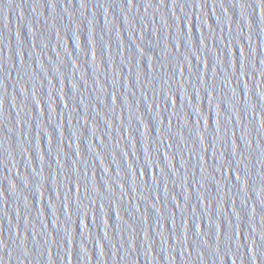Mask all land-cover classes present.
Listing matches in <instances>:
<instances>
[{
    "label": "water",
    "instance_id": "water-1",
    "mask_svg": "<svg viewBox=\"0 0 264 264\" xmlns=\"http://www.w3.org/2000/svg\"><path fill=\"white\" fill-rule=\"evenodd\" d=\"M0 264H264V0H0Z\"/></svg>",
    "mask_w": 264,
    "mask_h": 264
},
{
    "label": "snow or ice",
    "instance_id": "snow-or-ice-1",
    "mask_svg": "<svg viewBox=\"0 0 264 264\" xmlns=\"http://www.w3.org/2000/svg\"><path fill=\"white\" fill-rule=\"evenodd\" d=\"M129 3H131V0H129Z\"/></svg>",
    "mask_w": 264,
    "mask_h": 264
}]
</instances>
